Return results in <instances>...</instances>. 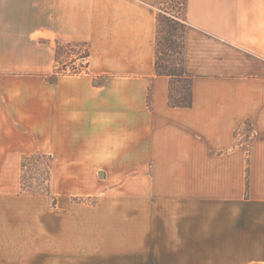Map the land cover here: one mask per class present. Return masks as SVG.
Wrapping results in <instances>:
<instances>
[{"label":"crops","instance_id":"0c3cea01","mask_svg":"<svg viewBox=\"0 0 264 264\" xmlns=\"http://www.w3.org/2000/svg\"><path fill=\"white\" fill-rule=\"evenodd\" d=\"M157 13L0 0V264H264V0H187L183 107ZM66 44L87 68L54 75ZM35 154L46 194L23 188Z\"/></svg>","mask_w":264,"mask_h":264},{"label":"rangeland","instance_id":"374dc122","mask_svg":"<svg viewBox=\"0 0 264 264\" xmlns=\"http://www.w3.org/2000/svg\"><path fill=\"white\" fill-rule=\"evenodd\" d=\"M168 0H157V9L158 13L163 14L164 10H167L168 13L175 15L178 19V24L176 25V30L173 31L171 35L172 40L179 44L182 41L181 35L183 29H186L187 25H184L180 18L183 19V10L182 6H178L177 3L167 2ZM181 1V0H180ZM165 21V19L163 20ZM168 36L166 32V25L164 22L161 23L159 30V50L163 51V54L160 55L161 58H166L168 60L167 64L172 68L179 69L180 55L168 50L166 46L165 38ZM85 49L84 46L78 45L74 47L63 46L57 51V68L56 70H62L63 65L66 64L67 71H73L76 68H80L84 64V60L79 57V54ZM161 62L163 63L162 59ZM165 63V61H164ZM74 67V68H73ZM188 82L185 79L174 78L171 83V96L174 101L179 100V90L184 89V95L187 96ZM245 132V135L242 137L243 141H249L250 133L249 131ZM36 155V154H35ZM48 157L46 155H39L30 158L24 163L23 173H22V183L23 188L30 192L40 191L43 194L48 192Z\"/></svg>","mask_w":264,"mask_h":264},{"label":"trees","instance_id":"16d2710c","mask_svg":"<svg viewBox=\"0 0 264 264\" xmlns=\"http://www.w3.org/2000/svg\"><path fill=\"white\" fill-rule=\"evenodd\" d=\"M167 2L177 3L178 6H182L183 19L180 18V21H182L183 24L186 25L185 9H186L187 0H181V1L180 0H168ZM164 19H165V21H163ZM162 22L165 23L166 32L168 33V36L165 38L166 46H167L168 50L180 55V63H179L180 67H179V69L172 68L171 66H169L167 64L168 60L166 58H164V57L161 58L160 57V55L163 54V51L159 50V42L160 41H159L158 35H159V30H160ZM175 24H178V19L175 17V15H173L171 13H168L167 10H164L163 14L157 13V18H156L155 69H156V72L158 74L165 75V76H168L170 78V93H169L170 104L172 106H181V107H183V106H190V104H191V79L186 77L184 75V72H183V36H184L185 30L183 29V31H182V35H181L182 41L179 44H176L171 38V35L173 34V31L176 30V25ZM63 46L74 47L76 45H74V44H66V45H63ZM61 47H62V45H58L57 46V51ZM84 47H85V49L83 50V52H81L79 54V57H81L82 60H84V64H82L80 68H76L73 71H67L66 70V66L67 65L64 64L63 65L64 67H63L62 70H58L57 69V70L54 71V75H59V74H78V73H80L82 71H85L86 68H87V64H88L89 52H88V47L86 45ZM161 59H162L163 63L161 62ZM164 61H165V63H164ZM174 78L185 79L188 82L187 96L185 97V95H184V89L183 90H179V100H177V101H174L172 99V96H171V83H172V80ZM39 155H41V154L31 155V157L39 156ZM27 158H30V156L24 158L23 164H22L23 166H24V163L27 160ZM47 168H48V165H47ZM48 177H49V174H48Z\"/></svg>","mask_w":264,"mask_h":264}]
</instances>
